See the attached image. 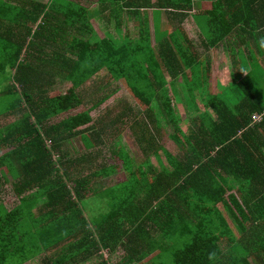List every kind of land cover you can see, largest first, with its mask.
<instances>
[{"label": "trees", "instance_id": "16d2710c", "mask_svg": "<svg viewBox=\"0 0 264 264\" xmlns=\"http://www.w3.org/2000/svg\"><path fill=\"white\" fill-rule=\"evenodd\" d=\"M181 1L50 0L42 4L34 0H0L7 3L0 7V101L9 104L0 117L17 119L7 128L0 126V183L5 179L4 171L14 174L15 192L21 197L18 209L2 215L0 212V258L8 257L10 242L21 238L25 248L17 251V256L23 262L58 248L54 255L47 256L46 264H85L96 258L100 259L97 264H109L102 252L108 250L114 255L117 248H123L124 264H141L152 256L155 260L150 264H230L221 263L225 250H229L225 247L245 240L257 244L245 249L244 264H264V156L260 153L264 143V91L255 88L258 85L252 81L247 103L236 106L223 105L217 95L209 93L202 110L196 105V85L178 90V80L186 79L181 72L184 65H189L190 59L184 57L188 52L176 36L159 38L153 47L145 20H149L150 9L179 16L185 5ZM96 3L108 6L121 32L128 33L127 21L133 18L140 19V31L133 37L126 34L120 43L87 40L88 9ZM57 6L60 11L54 13L52 8ZM52 48L60 49V53H76L84 66L89 61L93 72L82 73L83 79L109 68L115 79H126L130 84L148 81L146 53H174L162 60L173 65L169 71L176 83L175 100L180 104L182 93L184 101L193 105L182 106L188 123L183 121L181 106L173 105L169 91L161 93V99L168 100L166 112L175 127L174 142L182 146L184 153H167L169 166L162 162L161 169H139L136 184L129 179L130 184L124 185L117 196L102 200L103 210L95 197L100 191L90 186L95 185L90 183L91 175L74 179L72 171L58 170L47 142L36 136V126L30 121V116L36 115L35 102L30 97L25 99L35 85L20 93L14 88L5 90L6 82L13 80L20 85L24 76L28 78L22 72L23 50L47 55ZM82 53L104 55L95 54L89 59ZM131 89L134 93V87ZM75 94L70 90L64 97L50 100L47 116L73 109L78 100ZM145 94L141 99L151 108L157 94ZM66 122L62 129L73 132L90 124L91 117L86 112ZM27 135L34 137L24 145ZM55 143L57 148L63 141L57 139ZM6 147L9 151L3 152ZM62 157L60 166L66 167L67 158ZM236 179L242 180L239 187L234 184ZM262 196V201L257 200ZM38 207L40 214L36 215ZM229 251L237 255V250Z\"/></svg>", "mask_w": 264, "mask_h": 264}, {"label": "crops", "instance_id": "0c3cea01", "mask_svg": "<svg viewBox=\"0 0 264 264\" xmlns=\"http://www.w3.org/2000/svg\"><path fill=\"white\" fill-rule=\"evenodd\" d=\"M34 1L42 4L50 2ZM181 3L185 5L181 6L180 15L177 17L150 9L149 20H145L150 27L153 47L157 46L159 38L165 40L176 36L188 52L182 53L190 61L189 65L182 68L181 75H185L186 79L178 80V90H186L190 85H196V105L200 108L209 100V93L217 95L223 105L236 106L243 101L247 103L245 98L253 89L252 81L258 85L255 88L264 91V0H182ZM17 4L24 6L22 3ZM2 6L6 7L7 3H0V7ZM25 8L28 9L29 6ZM52 9L54 13L60 11L59 6ZM88 10L90 31L87 29L85 36L92 43L105 39L120 43L126 34L133 37L140 31V19L133 18L127 21L128 33L126 30L121 32L116 20L110 17L106 4L96 3ZM56 23L55 19L54 24ZM133 26L134 30H131ZM51 51L52 53L46 55L25 53L23 50L20 54L22 65L25 66L22 72L28 78L23 75V83L20 85L13 80L9 84L6 82L5 90L14 88L20 93L29 85H35L29 91L30 96L25 97L33 99L36 106V115L30 116V121L36 126V136H41L47 142L58 170L67 169L69 174L72 171L74 179L81 178L75 177L76 171H85L83 177L91 175L90 183L95 185L90 186L100 191L95 197H101L105 201L117 196L124 185L130 184L129 179L131 184H136V173L139 169H151L152 166L161 169L162 162L169 166L167 153H174L175 132L172 133L174 127L166 112L168 100H162L161 93L169 91L173 105L193 107L192 103L184 101L182 93V99L179 100L181 105L175 100L176 83L169 71L173 70V65L164 64L162 60L165 56L173 57L174 53H146L144 57L149 60L151 67H144L145 71L150 72L148 81L130 84L126 79H115L109 68L83 79L82 73L93 72L89 61L84 66L76 58V53H60L58 48H52ZM82 54L89 59L95 54L104 55ZM8 73L16 74L12 70H8ZM131 87H134V93ZM70 90L75 91L78 98L76 106L68 112L47 116L50 100L62 98ZM101 90H109L111 93L101 97L100 93L105 92ZM146 91L157 94L151 108L141 99L147 96ZM200 92L202 95L199 97ZM86 112L91 117L90 124L78 127L73 132L62 129L67 120ZM182 118L189 123L187 116ZM15 121L17 119L14 116L0 118V124H4L5 128L13 125ZM32 137L34 136L27 135L23 144L29 145ZM57 139L63 143L56 148L54 143ZM25 148L27 150L28 146ZM8 151V147L3 150ZM260 153L264 156V143ZM62 156L67 158L66 167L60 166ZM261 168H264V161H261ZM4 172L2 178L5 179L0 183V208H3L0 210L1 215L3 212L18 209L21 204V197L15 192V175ZM121 174L124 178L118 179ZM234 184L239 187L242 180L236 179ZM8 186L11 187L10 194L6 193ZM263 196L257 200L262 201ZM34 213L40 214L39 207ZM22 242L21 238L15 243L11 241L10 245L14 249L10 246V255L0 258V264H32L43 257L23 262L17 256V251L25 248ZM255 244L257 243L244 240L233 246L227 245L225 249L245 250L256 246ZM105 252L110 255L108 250H104V257ZM244 253L240 257L232 253L230 264H244L247 259V253ZM261 257L264 260V255ZM154 258L152 256L141 264H150ZM94 260L85 264H91ZM106 260L111 264L109 259ZM124 263L121 260L120 264Z\"/></svg>", "mask_w": 264, "mask_h": 264}, {"label": "rangeland", "instance_id": "374dc122", "mask_svg": "<svg viewBox=\"0 0 264 264\" xmlns=\"http://www.w3.org/2000/svg\"><path fill=\"white\" fill-rule=\"evenodd\" d=\"M42 1H49V0H42ZM94 5V4H93ZM92 5V6H93ZM94 7H96V6H94ZM134 27L135 26H133V28H131V30H134ZM52 49H48V52L47 53H52V51H51ZM38 53H45V52H38ZM181 67L182 66H177V68L178 69H181ZM105 88H107V86H104ZM101 91H105L104 93H100V95H101V97H103V96H105V95H108V94H110L111 92L109 91V90H101ZM67 92V91H66ZM57 95H59V92H57ZM177 104H178V102H177ZM9 104H8V102L6 101L5 102V100H4V102L2 103L1 101H0V116H4L5 115V112H6V110H7V106H8ZM180 105H181V103H180ZM145 109V108H144ZM202 109V108H201ZM179 110H180V112H181V114L184 116V119H185V113H184V111H183V109H182V107H180L179 108ZM4 112L3 114L1 113V112ZM0 118H4V117H0ZM0 126H4V124H0ZM174 127V126H173ZM184 131H188V127L187 126H184ZM173 132H175V127L172 129V133ZM127 136H129V135H127ZM75 143H76V141H74ZM73 142V143H74ZM72 143V144H73ZM79 145V144H78ZM174 153L175 154H179V155H183V151L181 150L182 149V146L180 145V144H178V143H176V142H174ZM142 154V153H141ZM143 156V155H142ZM85 171H83V170H78V171H76L75 172V177H79V176H81V177H83L84 175L83 174H85L84 173ZM119 178H124V175L123 174H121L119 177H118V179ZM118 179H117V181H118ZM70 183L72 184V182L70 181ZM71 186H73V185H71ZM7 191L8 192H6V193H9L10 194V189H11V187L10 186H8L7 188ZM128 189H129V186H128ZM98 199L101 201V203L100 204H102V206H101V210H103V201H102V199H101V197H98ZM225 244L226 243H224V246H225ZM170 245H171V243H170ZM222 247H223V245H221ZM173 247H175L176 248V244H174V246ZM224 248V247H223ZM58 250V248L57 249H54L53 251H50L49 253H45V255L43 256V257H41L39 260H35V261H33L32 262V264H46L45 263V259L47 258V256L48 257H50V256H52V255H54V253H56V251ZM244 252H246V250H242V249H240V250H237V256L238 257H240L241 255H245V253ZM231 255H232V253H231V251H229V250H225V257H224V259L221 261V263H230L231 261H230V257H231ZM260 255H261V253H260ZM124 256H125V250L123 249V248H117L116 249V251H115V253H114V255H108V252H105V258L106 259H109L110 261H111V264H120V262H121V260L124 258ZM247 256V255H246ZM245 256V257H246ZM169 260H171V258H170V256H169ZM100 260H94V261H92V263L91 264H97L98 262H99ZM249 261H251V262H253V259H251V260H249ZM160 264V263H159ZM170 264H172V262L170 263ZM220 264V263H219Z\"/></svg>", "mask_w": 264, "mask_h": 264}]
</instances>
